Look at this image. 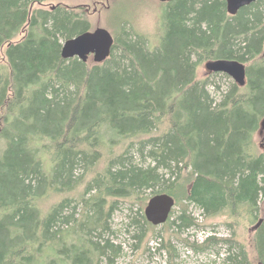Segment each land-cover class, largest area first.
Returning <instances> with one entry per match:
<instances>
[{
	"label": "trees",
	"instance_id": "trees-1",
	"mask_svg": "<svg viewBox=\"0 0 264 264\" xmlns=\"http://www.w3.org/2000/svg\"><path fill=\"white\" fill-rule=\"evenodd\" d=\"M45 1L0 0V264H49L45 258L56 251H66L71 264H87L95 253L115 256L108 240L91 239L106 227L107 200L115 198L109 215L116 200H139L149 189L182 198L205 216L225 213L233 224L262 219L251 231L256 260L264 264V154L253 151L264 116V27L258 30L264 0L235 15L227 13L225 0L164 2V31L155 48L124 32L113 37L109 58L91 67L61 56V39L89 30L84 13L59 3L40 7ZM216 58L255 59L245 85L232 83L218 102L209 79L223 73H196L199 63ZM103 127L115 136L110 143L138 142L111 155L87 183L91 194L79 201L81 220L64 214L68 199L42 214L37 201L48 189L70 191L75 169L87 172L99 160L108 143ZM135 142L149 165L127 155ZM195 220L182 207L171 224L182 229ZM71 222V229L60 227ZM132 222L139 223L137 237L147 233L142 221ZM70 237L77 243L68 244ZM220 240L229 243L224 264H254L243 244Z\"/></svg>",
	"mask_w": 264,
	"mask_h": 264
},
{
	"label": "rangeland",
	"instance_id": "rangeland-1",
	"mask_svg": "<svg viewBox=\"0 0 264 264\" xmlns=\"http://www.w3.org/2000/svg\"><path fill=\"white\" fill-rule=\"evenodd\" d=\"M58 3L63 7L72 8L78 13L83 12L85 18L89 21V30L92 31L98 27L105 28L115 39H120L124 32L128 33L131 39L135 36H141L145 38L150 49H153L159 44V40L163 35L162 16L166 5L158 0H46L40 7L51 9ZM261 10L263 14L262 23L258 30L262 26L264 27V4L261 6ZM22 34L20 33L16 39L20 38ZM64 41L65 39H61L62 44ZM120 55V49L114 51L115 57L120 58ZM206 61H202L197 65L196 73L198 78L210 74L204 67ZM104 62L95 63L91 54L86 61L88 67L100 65ZM254 63L255 59L244 64L247 68L253 66ZM209 83V91L218 102L221 93H224L234 81L231 77L222 74L210 78ZM161 131L162 129L154 131V134H159ZM101 136L108 143L100 147L101 156L99 160L87 172L82 167L75 169L71 182L74 187L70 191L59 192L52 188L48 189L46 194L37 201L38 208L42 214L49 212L62 199H68L69 205L65 208L64 214H73L74 218L81 220L82 217L80 215H83L84 212L79 201L81 197H88L91 194L89 192V194L86 193L87 183L91 182L95 175L102 172L111 155L120 154L128 142L131 140L136 141V139L138 142L139 139L130 138L118 140L117 143H110L108 137L110 136V139L111 137L114 139L115 136L111 135V131L108 133L106 127L102 128ZM263 138V135L259 134V130L254 133L253 151L255 153L264 154ZM137 142L128 150L127 155L131 156L136 163L147 166L150 164V160L139 154ZM189 171L190 168L185 169V173ZM165 177H168V174H165ZM153 195L155 194H152V190L149 189L141 195L139 200L118 199L115 201L116 204L109 212V215H106V213L110 209V202L114 201L115 198L107 200L104 208V217H107L106 227L101 232H93L92 237H90L94 242L99 241L101 244L108 240L116 246L118 252L115 256L108 254L110 256L102 255L97 257L96 253L92 254V257L87 259V264H224L229 243L220 239L230 238L243 244L250 261L258 264L251 231L257 222L248 223L243 217L238 223L233 224L232 219L225 213L205 216L199 207L192 203H187L182 198H178L182 200H180L179 204L176 203L173 206L168 221L158 226L150 224L146 226L143 224L141 214H144L147 201ZM172 196L177 202L178 199L174 195ZM176 196H180V192L176 193ZM261 198V201L264 202V196ZM182 207L196 219V225L178 229L177 225L171 224V221L176 220ZM134 219L140 223L142 221L143 228L148 229L147 233H144L141 237H137L140 232V226L138 222H132ZM73 224L74 222H71L68 226L64 224L60 227L71 229ZM228 224H233L234 229L229 227ZM207 237H213L214 239L205 242ZM71 241L77 243L75 237L74 239L70 237L66 242L70 244ZM170 244L173 250L169 249L171 248ZM235 247L236 245L233 251L236 250ZM67 254L66 251H56L51 257L45 258V261H48L49 264H71V261L66 257Z\"/></svg>",
	"mask_w": 264,
	"mask_h": 264
},
{
	"label": "water",
	"instance_id": "water-1",
	"mask_svg": "<svg viewBox=\"0 0 264 264\" xmlns=\"http://www.w3.org/2000/svg\"><path fill=\"white\" fill-rule=\"evenodd\" d=\"M158 1L164 3L173 0ZM256 1L225 0L226 11L229 15H235L240 8ZM113 43L114 38L111 33L105 28L98 27L92 31L88 30L66 39L62 44L61 56L64 59L77 57L81 61L86 62L91 54L95 63H101L110 56ZM204 67L208 74H226L240 87L246 83V66L238 60L225 58L209 59L205 62ZM259 134H262L264 137V116L259 123ZM174 203V197L168 193L163 192L153 195L149 198L144 208L145 219L153 226L164 224L170 216ZM261 223L262 219H259L252 229H257Z\"/></svg>",
	"mask_w": 264,
	"mask_h": 264
},
{
	"label": "flooded vegetation",
	"instance_id": "flooded-vegetation-1",
	"mask_svg": "<svg viewBox=\"0 0 264 264\" xmlns=\"http://www.w3.org/2000/svg\"><path fill=\"white\" fill-rule=\"evenodd\" d=\"M226 75V74H225ZM246 82H247V74H246Z\"/></svg>",
	"mask_w": 264,
	"mask_h": 264
},
{
	"label": "bare ground",
	"instance_id": "bare-ground-1",
	"mask_svg": "<svg viewBox=\"0 0 264 264\" xmlns=\"http://www.w3.org/2000/svg\"><path fill=\"white\" fill-rule=\"evenodd\" d=\"M155 190V189H154ZM203 212V211H202Z\"/></svg>",
	"mask_w": 264,
	"mask_h": 264
}]
</instances>
